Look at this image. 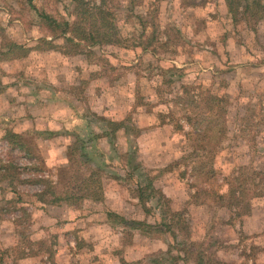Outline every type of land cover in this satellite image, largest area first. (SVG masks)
Instances as JSON below:
<instances>
[{
	"label": "rangeland",
	"instance_id": "1",
	"mask_svg": "<svg viewBox=\"0 0 264 264\" xmlns=\"http://www.w3.org/2000/svg\"><path fill=\"white\" fill-rule=\"evenodd\" d=\"M31 1L57 22L74 21L71 0ZM188 2L105 0L119 42L90 48L75 43L93 53L86 54L65 38L50 36L28 10L27 0H0V254L10 250L0 256L1 264H19L22 253H51L64 221L61 211L83 216L104 210L98 201L104 191L131 198L138 219L127 220L145 221L153 229L142 234L106 216L105 230L83 231L96 243L78 242L81 234L72 229L68 234L89 264H264V198H246L228 208L226 198L222 203L216 197L226 194L223 178L236 176L238 168L248 169L246 176L256 173L255 184L263 185L259 192H264V17L236 24L223 0H196L200 5L195 7ZM95 4L98 0L90 2ZM6 41L28 54L9 53ZM41 54L54 57L40 60ZM81 59L92 70L89 77L100 75L108 85L101 93L108 106L107 118H99L105 117L104 123L83 109L85 121L101 126L104 138L92 136L85 123L74 131L50 129L44 121L56 111L58 99L60 107L69 104L68 95L83 97L84 107L87 95L83 83L68 89L64 73L41 71L42 61L74 67ZM55 82L64 87L55 90ZM90 92L92 99L97 96ZM211 94L224 98L218 111H225L220 116L225 135L214 148L210 137L216 129L207 132L205 152L199 148L200 136L212 127L202 118L214 120L205 103ZM178 98L182 103L177 104ZM109 121H123L124 127L113 133ZM11 133L19 139L10 138ZM204 153L212 157L214 179L200 173L210 169L200 167ZM89 178L95 182L87 187ZM165 181L169 197L162 193ZM149 184L153 189L146 188ZM137 187L144 204L136 203ZM50 191L69 201L47 204L54 199ZM115 202L108 204L113 208ZM248 205L251 210L257 206L260 215L243 228ZM83 223L89 228L100 221ZM104 236L105 243L99 244Z\"/></svg>",
	"mask_w": 264,
	"mask_h": 264
},
{
	"label": "trees",
	"instance_id": "2",
	"mask_svg": "<svg viewBox=\"0 0 264 264\" xmlns=\"http://www.w3.org/2000/svg\"><path fill=\"white\" fill-rule=\"evenodd\" d=\"M73 3V11L72 15L74 17L73 22H67V21H58L44 13L40 12L38 9L35 8V6L32 4L31 0H27V6L28 10L32 14V16L44 27L49 33L50 36L52 37H63L65 38L66 41L71 42V44L74 43V45H71V47H77L81 53H86V54H93L90 51H86L85 48H82L79 44H75L77 42L79 43H85L87 44V47H102V46H110V45H115L118 44L117 40V31H116V26L115 24V16L114 13L108 12V10L105 8V0H98L99 4L98 5H90V2H93L94 0H71ZM224 4L226 5L228 13L232 16V21L234 23H239L241 20L242 22H246L247 25L249 22L252 21H259L264 17V3L263 0H223ZM200 2H196V0H191V2H188L186 6L189 7H195L199 6ZM4 46L8 48V52L11 54L17 55L19 51H23L22 54H28V50L24 49L21 45H18L12 41H6ZM52 49V48H51ZM54 49H52L53 51ZM56 51V49H55ZM60 53L63 55H75L74 53L69 54V52H65L63 50H60ZM3 54V53H2ZM19 57V56H15ZM184 90L187 92V89L184 88ZM205 103H209V106H207V109L209 110V113L213 112L214 113V120L211 118H202V119H208L207 120V125L211 124L212 127L209 128L208 131L203 132V134L200 136V143L201 145L199 146L200 149L206 152V146L209 145V143L205 140V138H209L206 135L207 132H211L210 130L216 129V133L210 137L213 142L212 146L215 148L216 146H219L220 143L224 139V126L223 123L220 121V116L225 115L222 110L218 111V107L224 104V98H220L217 96V94L209 95L205 99ZM181 98H178V103L181 102ZM197 107V106H196ZM188 109V104L184 103L183 110ZM162 118V117H161ZM186 121L190 125V123H193L191 118L189 116H185ZM106 121V120H105ZM123 121L120 122H115V121H109L108 126H111L112 132H117L118 130L122 129L123 126ZM195 123V122H194ZM202 123V122H201ZM195 128V125L192 128ZM179 129H182L181 126H178ZM200 131V128L198 129V132ZM107 136V134H104ZM10 138L12 139H19V136L16 134L11 133ZM15 143V141H13ZM208 153V151H207ZM197 157V156H196ZM215 156H213L214 159ZM203 160L200 163L202 168H206L204 165H209L210 169L208 171H203L201 170L200 173L203 174L207 179H214L216 176V172L212 168V162L213 160L211 159L212 157H208L206 153H204V156H202ZM5 166H3L4 168ZM8 169H6L7 172ZM234 170V169H233ZM239 173L234 176L228 175L227 177L223 178V183L228 186V190L226 191V194H219L217 195V199L220 202H224V198L227 199V207L232 208V207H239L246 198L254 199L257 197H262L264 196V192H259L261 191V188L263 185H256L255 184V176L256 173H253L249 176H246L248 174V169L246 168H238ZM4 177L7 178V174H4ZM252 181V182H250ZM95 182L94 179L89 178L85 182V186H91V184ZM264 183V181H261ZM250 183V187L246 188V185ZM98 187L100 192H102V187L100 185V181H97ZM146 188H152V184H149ZM136 192L138 193L136 198L138 199V202L140 204H144L142 202V193L143 190L142 188L137 187ZM50 194L53 195L54 192L50 191ZM40 196H43V193H40ZM161 196V195H160ZM249 196H251L249 198ZM54 199L47 202V204H50L52 206H57L61 204L63 201H69L68 197L60 198L58 196H54ZM163 198V196H162ZM42 199V198H41ZM103 200V195H100V198L98 201L102 202ZM246 212L245 216H247L250 213V206L248 205L247 208H245ZM144 212L147 213L148 210L144 209ZM176 217L180 216L181 214L176 213ZM108 218L109 217H116V219H119L120 223L124 224L126 227L133 231L140 232L142 234H149L150 231L153 229V226L148 224L145 221H138V220H125L123 218H120L118 216H113L112 213L107 214ZM241 216V213L236 214V217L239 218ZM167 225V224H166ZM171 227H168V231L170 232ZM186 229V228H185ZM181 230V228H180ZM174 233V232H173ZM172 233V234H173ZM20 251V250H18ZM10 250L8 251H3L0 256L4 254H9ZM23 252V251H22ZM36 253H31L30 255H33ZM29 254L22 253L21 258L23 259L25 257H28ZM2 260H0L1 264ZM137 263V262H136ZM134 263V264H136ZM120 264H128L124 260H120Z\"/></svg>",
	"mask_w": 264,
	"mask_h": 264
},
{
	"label": "crops",
	"instance_id": "3",
	"mask_svg": "<svg viewBox=\"0 0 264 264\" xmlns=\"http://www.w3.org/2000/svg\"><path fill=\"white\" fill-rule=\"evenodd\" d=\"M238 48H241V46L238 44ZM48 54H41L38 55L40 60L43 59H49L51 60V57L53 58L54 56H46ZM55 55V54H53ZM70 63V62H69ZM79 64H76V66L72 67L69 66L68 63H65L68 67H65L64 65L61 67L60 64H56V61L52 60L50 64L47 63V61H42V64L44 66L39 67L41 71L46 70L47 68H51L52 71H58L62 72L63 77L68 81V89H71L72 91H75L78 89L80 84H85V96L87 95V98H85V103L83 107V97H76L75 95H68L67 99L69 101V104L65 103H60L61 106L59 107V99L56 101L57 105H55L57 108L54 109L55 112H53L51 115L47 114L48 117L44 118V121L50 129H55L56 127L62 128L67 130H81L82 124L85 123V129H87L90 133H92V136H97V138H104V134H102V129L101 126H96L95 123H90L88 121H85L86 114L83 115V109L86 107V110L91 111L93 114L98 115V120L99 118L107 116L104 114L106 112V107L107 104H104L102 102V97L101 93L104 91L105 88L108 87L105 79L101 77L100 75H96L93 78L89 77L90 72L92 70L87 69L86 63L84 59H81ZM64 68H67L66 72L64 71ZM88 71V72H87ZM99 71V70H95ZM55 87L57 86L58 88H55V90L62 89L64 86L60 84L59 82H55L53 84ZM62 85V86H60ZM93 93H96L97 96L92 99L90 97L91 95V89ZM88 97H90L91 100H88ZM57 100V99H55ZM119 104V103H118ZM118 104H113L111 108L115 110V107H117ZM85 110V109H84ZM100 119L98 122H103L105 121L106 118ZM153 119V118H152ZM154 121V119L152 120ZM155 185V184H154ZM166 187H162V193L165 194L167 197L169 195L166 194V188L168 187L167 181H165ZM117 192V191H116ZM107 192L104 191L103 195V200H102V209L104 210H94V211H89L88 213H85L83 216H76L77 214H74L70 210H62L61 213H64L59 219H62L61 226L59 229L56 231V239L54 240V246L53 250H51V253L44 254L42 252H37L36 254L33 255H28V257H25L23 259H20L19 264H89L87 258L85 257V253L82 250L77 249V239L78 242L83 241V242H90V243H96L97 240L91 239V236L89 237L88 234H86L83 231H88L87 229H92L98 228L99 230H105L106 227V216L108 213H112L117 215L120 218H123L125 220L127 219H135V215L133 214V209L138 208L137 204L135 207L131 203L133 200L131 198H128L126 195L125 196H120V194L117 192ZM264 198V196H262ZM111 200L116 201V204H113V208L111 207V204L108 203H113ZM123 204L122 208L124 207L125 209H120L121 206L119 204ZM136 203H138V199L136 200ZM106 206V208H105ZM80 215V214H78ZM260 211L259 208L256 206L250 210V213L246 216L245 221L242 224V227H248L250 223L256 222L259 219ZM94 221L95 219L100 221L99 224L97 223H92V227H86V224L83 222L85 221ZM138 219V218H136ZM102 222V224H101ZM77 228L78 233L81 234L80 237L77 239H72L70 238L72 234H68L69 231L72 229ZM97 229V230H98ZM98 230V231H99ZM101 236V235H100ZM106 237L102 239L100 243H105ZM74 248V250L72 249ZM52 254V255H51ZM111 264H119L118 262H113Z\"/></svg>",
	"mask_w": 264,
	"mask_h": 264
}]
</instances>
